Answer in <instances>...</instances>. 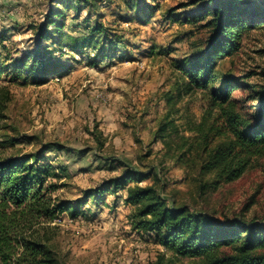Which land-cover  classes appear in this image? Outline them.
Instances as JSON below:
<instances>
[{
  "label": "rangeland",
  "instance_id": "obj_1",
  "mask_svg": "<svg viewBox=\"0 0 264 264\" xmlns=\"http://www.w3.org/2000/svg\"><path fill=\"white\" fill-rule=\"evenodd\" d=\"M190 2L0 0L2 59L37 52L56 66L41 84L32 75L0 78V156L51 143L64 147L48 149L42 163L62 175V199L81 204L76 218L64 212L47 230L65 264H208L203 257H178L154 233L131 228L134 209L125 203V190L114 192L107 183L125 169L146 174L140 186L153 185L169 202L196 212L222 221L264 219V153L239 179L203 195L194 170L178 158L185 149L180 137L192 138L194 124L216 117L207 92L189 87L179 67L206 37L198 23L184 19L194 8ZM54 22L76 38L101 25L106 37L95 49L58 52L38 37L42 30L58 36ZM217 70L237 78L264 70V28L245 32L238 51L218 60ZM259 78L239 83L251 86ZM248 92L234 94L246 99Z\"/></svg>",
  "mask_w": 264,
  "mask_h": 264
},
{
  "label": "trees",
  "instance_id": "obj_2",
  "mask_svg": "<svg viewBox=\"0 0 264 264\" xmlns=\"http://www.w3.org/2000/svg\"><path fill=\"white\" fill-rule=\"evenodd\" d=\"M190 3L194 8L185 12L184 19L198 23L206 37L196 46L193 57L179 67L189 87L207 92L216 117L209 124H194L192 138L180 137L185 149L178 158L194 170L198 192L203 195L210 186L239 179L251 160L264 153V70L244 72L238 78L231 71L217 70L218 60L238 51L245 32L264 28V0ZM54 23L58 36L42 30L38 37L40 43L50 40L58 52L95 49L97 40L106 37L101 25L88 28L86 36L76 38ZM55 67L37 52L4 59L0 53V78L15 73L25 79L32 75L41 84ZM256 77H260L259 82L251 86L239 83ZM241 88L249 91L246 99L234 94ZM165 127L162 124L159 131ZM95 137V149L101 151L104 143L100 133ZM50 148L64 147L51 143L36 152L0 156V264H65L51 246L47 230L64 212L76 218L81 204L62 199V175L51 164L42 163L43 153ZM145 177L125 169L107 182L114 192L125 190V203L134 209L130 216L133 230L154 233L164 248L181 258L203 257L208 264H264V219L222 221L212 214L196 212L184 204L169 202L153 185L140 186Z\"/></svg>",
  "mask_w": 264,
  "mask_h": 264
}]
</instances>
